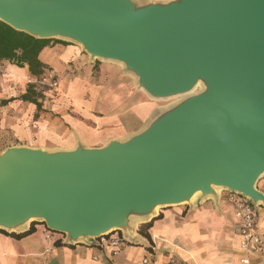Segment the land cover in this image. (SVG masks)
Masks as SVG:
<instances>
[{
	"label": "water",
	"instance_id": "95a60500",
	"mask_svg": "<svg viewBox=\"0 0 264 264\" xmlns=\"http://www.w3.org/2000/svg\"><path fill=\"white\" fill-rule=\"evenodd\" d=\"M0 20L122 65L155 100L181 97L100 147L4 148L0 231L134 242L138 224L195 197L264 206V0H0Z\"/></svg>",
	"mask_w": 264,
	"mask_h": 264
},
{
	"label": "crops",
	"instance_id": "0c3cea01",
	"mask_svg": "<svg viewBox=\"0 0 264 264\" xmlns=\"http://www.w3.org/2000/svg\"><path fill=\"white\" fill-rule=\"evenodd\" d=\"M39 58L54 70L59 65L61 71L56 72L59 77V73L63 74L59 88L66 93L64 99L72 98L75 113L63 115L60 123L47 117L46 112L34 120L37 109L29 102L1 106L0 152L15 145L2 146V141L8 140L6 130L24 135L32 147L71 149L77 146L78 139L86 146L100 147L141 131L160 108L154 107L156 100L139 87L131 74L108 69L109 65H99L95 72V62L78 44L53 42L40 52ZM0 68V99L19 97L35 78L27 65L19 67L2 61ZM25 103L32 119L29 117L30 123L23 124L19 120L23 114H16V109L25 108ZM95 136L101 141L95 142ZM45 141L67 144L49 147L42 144ZM258 189L264 193V180L259 181ZM255 211L258 231L264 235V206L255 207ZM33 225V232L22 238L0 232V264H141L146 256L153 264H166L173 258L183 264H243V257H249L251 264H264V255L241 249L235 209L223 192L219 197H195L191 203L159 209L151 221L138 224L131 238L134 242H125L117 253L101 239L92 245H70L63 234L49 230L45 224L32 223L30 227ZM116 233L124 237L123 232Z\"/></svg>",
	"mask_w": 264,
	"mask_h": 264
},
{
	"label": "trees",
	"instance_id": "16d2710c",
	"mask_svg": "<svg viewBox=\"0 0 264 264\" xmlns=\"http://www.w3.org/2000/svg\"><path fill=\"white\" fill-rule=\"evenodd\" d=\"M64 43L68 44L66 41L59 39H42L34 37L26 32L18 31L5 22L0 20V62L9 61L19 67L28 66L29 71L35 77H39L49 69L50 67L43 63L40 58V52L51 43ZM41 93L37 90L36 86L29 83L26 91L19 97H11L7 99H0V107L9 105L14 101L29 102L35 105L37 111L34 114V119L37 120L40 113L44 111L42 109V102L39 101L41 98ZM148 226V224H147ZM33 226L29 230L23 233H6L17 238H22L33 232ZM141 233L144 234L141 228ZM57 245L61 242L56 241Z\"/></svg>",
	"mask_w": 264,
	"mask_h": 264
},
{
	"label": "built area",
	"instance_id": "2783aa9c",
	"mask_svg": "<svg viewBox=\"0 0 264 264\" xmlns=\"http://www.w3.org/2000/svg\"><path fill=\"white\" fill-rule=\"evenodd\" d=\"M0 68V74H1ZM30 83L34 84L39 89H57L60 85L59 76L56 70L47 69L39 77H35ZM226 200L231 203L235 209V216L238 219L239 231H240V247L244 251L254 250L257 254L264 255V235L258 231L256 222L255 206L246 197L230 192L224 191ZM102 241H106L113 249L114 253H117L121 246L126 242L123 237L117 233L101 238ZM243 264H251L249 257H243L241 259ZM141 264H153L151 258L144 257L141 260ZM166 264H183L179 260L173 258Z\"/></svg>",
	"mask_w": 264,
	"mask_h": 264
},
{
	"label": "rangeland",
	"instance_id": "374dc122",
	"mask_svg": "<svg viewBox=\"0 0 264 264\" xmlns=\"http://www.w3.org/2000/svg\"><path fill=\"white\" fill-rule=\"evenodd\" d=\"M96 64V70L95 72H97V69L99 68V65H102V66H108L107 68L108 69H121V71L123 70V66L118 64V63H115V62H110V61H99L97 60L95 62ZM55 68L58 72L61 71L59 65H55ZM49 69H52V68H49ZM100 69V68H99ZM61 79L62 78V75L61 73H59ZM92 77V76H91ZM90 77V78H91ZM95 78H97L95 76ZM60 81V79H59ZM60 87V85H59ZM57 88V89H52V90H49V89H46V88H43V89H39L38 91L41 93V98L39 101L42 102V109H44L43 112H46V114L48 115L47 117L51 118L53 121L56 120V121H59L60 123L64 120L63 118V115L66 116L67 114H72V112L75 113V105L73 104V100H71L72 98L71 97H68V100L67 99H64V97H66V93H63L60 91V88ZM201 90V87H198L197 88V91H200ZM181 99V97H173V98H169V99H166V100H156L153 102V105L154 107H167V106H170L172 105L173 103L179 101ZM26 104V103H25ZM17 112L16 114H23L21 115L20 119L21 121H23V124L24 123H27V121L30 123L29 121V117L30 119L31 118V115H28L29 112H28V106L27 104L25 105V108H22V107H19L16 109ZM42 112V113H43ZM34 118V117H33ZM35 120V119H34ZM38 120V119H37ZM34 122V121H33ZM20 123V122H18ZM22 123H20L19 125L20 126H23ZM93 127L91 126L90 129H92ZM93 130V129H92ZM95 130H96V127H95ZM5 132H8L5 137L8 138V140L6 141H2V146H5L7 143H13L15 145H27L28 144V141L27 139H25L24 135H13V133L9 132L8 130H6ZM4 132H2V135ZM105 133L109 134L110 131L107 130L105 131ZM106 134H103V137L105 136ZM4 137V136H3ZM4 137V138H5ZM97 137V138H96ZM85 140H88L90 142L94 141V139H87V137H84ZM95 142L98 140V141H101V139L99 140V137L98 136H95ZM3 139V138H2ZM42 144H46V146H49V147H52V146H60V145H65L67 144V141H56V142H42ZM261 180H264V177L260 179V182Z\"/></svg>",
	"mask_w": 264,
	"mask_h": 264
},
{
	"label": "bare ground",
	"instance_id": "6f19581e",
	"mask_svg": "<svg viewBox=\"0 0 264 264\" xmlns=\"http://www.w3.org/2000/svg\"><path fill=\"white\" fill-rule=\"evenodd\" d=\"M221 188H219V190H220Z\"/></svg>",
	"mask_w": 264,
	"mask_h": 264
}]
</instances>
